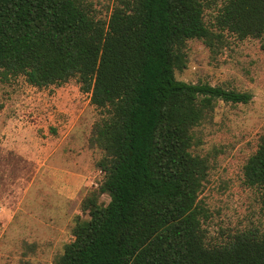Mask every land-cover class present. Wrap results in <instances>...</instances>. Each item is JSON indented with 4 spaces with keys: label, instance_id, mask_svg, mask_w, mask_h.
I'll use <instances>...</instances> for the list:
<instances>
[{
    "label": "trees",
    "instance_id": "16d2710c",
    "mask_svg": "<svg viewBox=\"0 0 264 264\" xmlns=\"http://www.w3.org/2000/svg\"><path fill=\"white\" fill-rule=\"evenodd\" d=\"M116 0L105 18L86 0H0V78L35 87L74 77L100 117L88 146L101 152L100 183L80 201L85 219L51 264H264V230L208 246L198 201L208 171L192 152L195 128L214 102L250 93L175 78L184 43L210 51L223 30L264 35V0ZM243 183L264 188V127L242 165ZM106 195L105 204L98 201Z\"/></svg>",
    "mask_w": 264,
    "mask_h": 264
},
{
    "label": "rangeland",
    "instance_id": "374dc122",
    "mask_svg": "<svg viewBox=\"0 0 264 264\" xmlns=\"http://www.w3.org/2000/svg\"><path fill=\"white\" fill-rule=\"evenodd\" d=\"M105 18L116 0H86ZM220 0L204 9L211 18ZM210 51L185 41V66L175 78L249 92L246 103L216 100L194 130L192 152L205 156L208 171L198 201L204 208L203 239L213 246L240 231L264 230V188L243 183L242 165L264 127V35L237 38ZM100 117L74 77L35 87L22 76L0 78V264H51L71 227L85 219L80 201L102 179V152L88 146ZM106 195L98 201L105 204Z\"/></svg>",
    "mask_w": 264,
    "mask_h": 264
}]
</instances>
